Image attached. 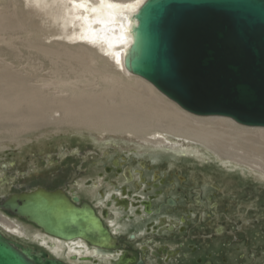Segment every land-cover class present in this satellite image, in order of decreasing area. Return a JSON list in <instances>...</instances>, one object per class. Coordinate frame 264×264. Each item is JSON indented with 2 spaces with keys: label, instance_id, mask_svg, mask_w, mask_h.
<instances>
[{
  "label": "rangeland",
  "instance_id": "374dc122",
  "mask_svg": "<svg viewBox=\"0 0 264 264\" xmlns=\"http://www.w3.org/2000/svg\"><path fill=\"white\" fill-rule=\"evenodd\" d=\"M21 1L0 0V106L7 105L11 95H15L14 91L20 90L26 81L33 87L31 97L41 100L43 109L28 112L23 105L19 109L22 110L20 113L27 114L23 122L22 115L14 116L0 108V177L12 182L4 187L0 185V202L8 194L37 186L51 190L63 187L81 196V200L90 202L92 198L85 192L86 188L78 193L76 183L89 186L97 176L113 180L114 170L110 167L111 170L106 172L112 164L111 156L114 152L126 155L121 150H114L116 147L112 145L96 146L92 135H105L109 139L115 136L130 138V135H136L133 137L138 139H157L167 134L180 140L169 124L203 125L194 123L193 119L207 117L189 114L155 88L134 76L119 74L94 46L71 42L66 47L54 39L43 40L37 34L30 36V31L40 26L42 16L36 6ZM46 50L54 52L62 61L51 60L44 53ZM58 79L71 84L54 83ZM16 80L23 81L13 86L12 81ZM123 89H129L132 95L128 97L122 93ZM95 101L102 103L95 105ZM69 106L74 109H69ZM209 120L204 127L213 133L210 136L222 141L230 150L249 156L262 153L264 156V139L254 134L263 128L237 127L222 117ZM126 140L140 147V142L137 145L135 141ZM197 144L200 147L202 142L197 141ZM209 150L215 157L218 155L210 147ZM146 163L148 169L143 176L146 184L160 181V188L154 189L162 188L164 199L176 197L178 206L169 214L179 222L178 226L185 227L184 230L177 227L173 233L163 230L153 237L177 252L170 257L168 264H192L199 259L203 262L211 259L214 264H264V179L247 172L246 177L238 180V187L225 182L223 187L221 181H226L230 175L238 177L239 172H231L229 177L223 178L220 173H215L211 181L222 185V190H208L205 197L209 202H216L217 206L202 209L192 201L193 188L204 185L202 171L213 173L210 168H219L217 159L204 165L182 160L171 167L165 159L159 164L152 163L150 159ZM126 164L130 165V160ZM3 165L8 170H4ZM132 167L140 168L136 161ZM153 172L160 178L154 180ZM197 177L198 180H194ZM191 209L197 213L196 216H189ZM2 211L8 214V218L17 217L9 211ZM182 216L185 221L181 220ZM123 219L120 220L122 223L126 221ZM208 219H212L210 224L206 222ZM126 222L127 232L120 233L118 237L131 254L139 255L138 242L128 238L137 225ZM218 225L226 226L223 234L216 233ZM10 238L40 248L38 244ZM252 251H255L254 256H251ZM146 261L147 264H155L149 255Z\"/></svg>",
  "mask_w": 264,
  "mask_h": 264
},
{
  "label": "water",
  "instance_id": "95a60500",
  "mask_svg": "<svg viewBox=\"0 0 264 264\" xmlns=\"http://www.w3.org/2000/svg\"><path fill=\"white\" fill-rule=\"evenodd\" d=\"M132 16L135 23L124 53V66L130 73L146 79L192 114L264 127V0H145ZM112 162L119 166L118 158ZM140 163L145 166V161ZM124 171L127 180H133L131 168L126 166ZM143 203L151 212L150 202ZM175 203L168 198L169 205ZM0 208L62 239L83 238L103 254H113L118 246L94 206L61 187L37 186L8 194ZM102 215L109 216V210L105 208ZM165 222L161 217L160 224ZM135 260L124 253L112 262ZM0 264L72 263L0 231Z\"/></svg>",
  "mask_w": 264,
  "mask_h": 264
},
{
  "label": "bare ground",
  "instance_id": "6f19581e",
  "mask_svg": "<svg viewBox=\"0 0 264 264\" xmlns=\"http://www.w3.org/2000/svg\"><path fill=\"white\" fill-rule=\"evenodd\" d=\"M22 1H25L33 6H36L38 8V12L40 13L39 15L42 16V20H43L41 21L40 26L37 25V29L30 31V36L37 34L43 40L54 39L56 40L54 42L58 44H62L64 46H66L67 43H71V42L74 44L83 43L94 46L95 48L100 50L101 56L102 58H104L105 62H109L111 65L117 68L119 74L121 73L128 77L134 76L140 81L156 89V87H154L152 83L148 82L146 79L142 77L130 73L124 66V53L126 52L127 47L131 41V36H132L131 29L133 24L135 23V19L132 15L145 2V0H22ZM86 42H90V43H86ZM44 53L48 57H50L51 60H54L55 62L62 61V59L56 57L54 52L46 50V52ZM116 77L119 76H115V78ZM114 79H112L113 83L115 82ZM21 81L23 80H18L17 82L12 81V84L14 86ZM54 83H61V84L63 83L67 85L71 84L69 81L66 82L64 79H58ZM22 86L23 87L20 90L17 89L14 91L15 95H11V98H9L8 102H6L7 105L0 106V108L8 110L9 114L14 116L22 115L21 121L24 122L25 116L27 114L20 113L22 111L19 110L20 107L24 105V107L28 110V112L29 110L31 112L33 111L39 112L40 108L43 109V105L41 103L42 102L41 100L31 97L32 95L31 91L33 87L28 82L24 81L22 83ZM39 88H41V86ZM156 90L158 91V89ZM122 93L128 94L127 95L128 97L129 95H132L129 89L128 91L123 89ZM78 96L81 95L79 94ZM64 98L65 97H60V99H64ZM95 102H96L95 105L98 103L100 104L102 103L100 101L99 102L95 101ZM176 105L179 106L178 104ZM65 106L66 105H64V107ZM69 109H74V108L69 106ZM172 110L173 109H171V111ZM182 110L189 114H192L184 109ZM195 116L207 117V118H200L198 120L193 119L194 123L203 124V125L189 124L185 126H180L179 122H174L172 124H169V128L174 129L175 134H177L176 136H179L180 140L182 141H180L179 138L178 140H175L172 136H169L167 134H165V136L161 138L156 137L157 139H145V138L138 139L136 137H133L136 135H130L129 136L130 138L115 136L109 139V137H106L105 135L104 136L102 135L100 137L98 136L95 137L94 135H92L93 137L92 141L95 143L96 146L102 148L112 145V147H116L114 148V150L117 149L125 152L126 157L123 154L119 153V155H117V153L114 152V156H111V159H114V157H116L118 158V160L119 159L123 160L122 162L119 160L120 171H123V168L125 167V165H127L126 162L130 160L131 164L129 165V167H131V170L133 171L134 174L133 177L134 182L130 180L132 183H129L130 185L128 189L121 188L122 181H127V180L125 179L123 174H121V172L116 171L115 167H113L114 176H115L113 181L117 182L118 184L116 189L115 186L114 187L112 186V183L110 182L111 180L107 177L101 179L100 177L97 176V178H95V180L91 182L89 186H83L80 185L79 182H77L78 188L76 189H78V193H80L84 188H86L85 192L89 194L90 197L92 198L90 202L92 205H94V208L96 209L99 215L103 211L104 207H107L108 210L111 211L112 215L109 214V217L107 216L105 217L107 219L103 220V222L105 221L104 224H106L110 228L111 232H114L115 234L118 235L122 230H124L123 232H127V229H125L124 225L125 226L128 225L126 221H131L137 225V227H135L136 228L135 231H141L142 233H145L143 227L148 223H150L148 222L149 220L154 219V218L147 219L149 215L147 216L144 210H141L140 213H136L135 212L136 205L132 208L129 207L128 211L121 209L117 207V203L115 200L116 197L123 198V195L126 196L129 195V199L132 198V200L134 199L138 200V198L145 199L148 198L149 195L156 193L155 191H159V192L158 195L156 196L153 195L154 199L157 200L159 198L158 201L163 199L165 194L163 190L154 189V188H160L159 185L157 186L154 185L152 187H149L150 185L146 184L147 181H145L144 178L141 177L142 174L144 176L145 170L148 169V164L146 163L148 159H150L151 162L155 164H159L162 160L165 159L167 160L169 167L173 166L178 161H182V160L188 163H192L193 165H198V164L204 165V164H209V161L213 159H217L219 166L217 165L216 166L219 168H214L211 166L212 168L210 169L213 173L211 172L209 173V171H202L203 175L201 177L203 178L202 180L205 181V183L203 187L204 189L201 190H203L204 195L208 192V190H213V188L211 187V183H212L211 180L214 178L215 173L217 174L220 173L223 178V177H229V174H231V172H236V171L239 172L238 177H232L233 175H230L231 177H229L226 181L223 182L221 181L223 187L226 186L225 183H229L230 186L238 187L240 185L238 180H241L242 177L243 178L246 177L248 173L249 174L253 173L254 177L259 175L261 179H264V156L261 155L262 153L254 156H249L248 154L245 153H239L235 150H230L222 141L220 140L218 141L212 138L210 135L213 133L209 132L208 128L204 127V125L209 123L210 121L209 119H214V117H222V116H200V115H195ZM222 118H224L225 121L227 122L233 123L237 127L244 126L242 124L236 123L231 118L228 117H222ZM244 127H249V126H244ZM249 128H263V130H260L259 132H255L254 134H257L259 136V139H264V127H249ZM214 129L216 128L214 127ZM126 139H129L132 142L135 141L137 145H138L137 142H140L139 143L140 147L134 146V143L132 144ZM197 141L202 142L200 146L202 149H200L199 145L197 144ZM204 144L208 146L206 147V145L204 146ZM209 147L211 148V150H214L213 152H217L219 156L216 154L217 156L215 157L212 154V152L209 150ZM130 153L132 155H130ZM141 160L145 161V166L143 168L144 170L132 167L133 162L135 163L136 161L137 163H140ZM2 168L4 170L5 169L8 170L7 166L5 168L2 166ZM119 177L120 179L122 177V179L119 180ZM139 177H141V182H139L137 189L136 188L133 189L134 183H136L135 181H140ZM192 177H194V175ZM158 178H160V176H158L157 179ZM1 179L2 178L0 177V185H2V187H4L5 185L12 184V182L9 181V179L7 178H3L1 183ZM196 179L198 180V177L195 178L194 180ZM104 180H108V181L106 182ZM84 184L86 185V182ZM153 184L154 182H152V185ZM222 185H220L221 188ZM122 189H124V191H122ZM69 192L70 190H68V193ZM114 193L115 196L113 195ZM109 200L111 201L110 205L108 203ZM121 201L123 203H126L124 207L127 208L129 204L128 199L124 198L121 199ZM153 203L157 204V202H153ZM151 204L152 202L150 200V207ZM0 210H6L11 212L10 210L4 208H0ZM146 211L149 212L148 210ZM128 213L130 214L128 215ZM13 214L17 215V217L8 218L9 216L6 212L4 211L0 212L1 232H3L5 235H8L9 238L16 237V238H20V240H23L24 242L38 244L40 248L46 249L50 254V256L59 257L60 259H63L72 264H92V263L111 264L112 262L111 259L112 258L116 259V257H118V255L123 251V249L119 248L118 250H116V252L114 251L113 254L110 253L103 254L95 249L96 248L95 245L89 243L83 238L78 237L72 240L62 239L60 237H57L55 235H52L44 231L42 227L38 226L32 221H29L24 216L18 215L17 213H13ZM20 217L25 218L27 221L31 223L29 224L26 223L24 221L25 219L24 220L19 219ZM122 217L126 219V221L123 223L119 222V220ZM139 245L142 246L144 245V243L140 242ZM73 255H76L77 259H74L76 256L73 258Z\"/></svg>",
  "mask_w": 264,
  "mask_h": 264
},
{
  "label": "flooded vegetation",
  "instance_id": "af4514ba",
  "mask_svg": "<svg viewBox=\"0 0 264 264\" xmlns=\"http://www.w3.org/2000/svg\"><path fill=\"white\" fill-rule=\"evenodd\" d=\"M130 155H132L131 153H130ZM124 156H126V155H124ZM121 162L123 161V160H121V159H119ZM112 161H113V159H112ZM126 166H129V165H125V167ZM139 166H140V168H138V169H141V168H144V166H142L141 165V163H139ZM113 167H115L116 168V171L117 172H121V174H123V176L125 177V179L127 180V177H126V175H125V171H124V169H125V167L123 168V171H120V166H115L113 163L111 164V168L113 169ZM110 167H108V169H109ZM111 168L109 169V170H111ZM131 168V167H130ZM107 169V168H106ZM141 170H144V169H141ZM106 172H108V171H106ZM132 173H133V171H132ZM155 175V176H154ZM140 176H141V173H140ZM159 176V174H157V173H154L153 172V176H152V178H154V180L156 179L157 180V177ZM133 177H134V174H133ZM141 177H143V174H142V176ZM141 177H139V180L140 181H135L136 183H134V187H133V189L134 188H136L137 189V187H138V184H139V182H141ZM3 179V178H2ZM2 179H1V183H2ZM8 179V178H7ZM114 180V179H113ZM113 180H111L110 182L112 183V186L114 187L115 186V184H117V182H115V181H113ZM135 180H137V179H135ZM9 181H11V180H9ZM107 182V181H106ZM132 182H134L133 180H132ZM131 181H122V183H121V188H126V189H128V187H129V183H132ZM152 182H154V184L152 185ZM152 182H150V184H151V186H154V185H159V187H160V181H152ZM9 183V182H8ZM8 183H5V184H8ZM114 183V184H113ZM127 183V184H126ZM149 184V183H148ZM149 184V185H150ZM76 185H77V183H76ZM117 186H118V184H117ZM211 186H212V188L214 189V191L216 190H222V188L220 187V185L217 183V182H215V181H213L212 182V184H211ZM215 186H218L219 188H217V187H215ZM42 187H44V186H42ZM204 187V185H201V186H199V187H196V188H193V195H192V201H193V203L196 205V206H198V207H200V208H202V209H207V208H209V207H216L217 206V203L216 202H209V200H208V198L207 197H205V195H204V192H203V190H201V189H204L203 188ZM46 188V187H45ZM57 188H59V187H57ZM61 188H63V187H61ZM117 187H115V189H116ZM48 189V188H47ZM56 189V188H55ZM64 189V188H63ZM132 189V190H133ZM162 189V188H161ZM51 190V189H50ZM54 190V189H53ZM65 190V192L66 193H68V190H66V189H64ZM155 190H157V189H155ZM163 190V189H162ZM122 191H124V189H122ZM127 192V191H126ZM156 193H154V194H151V195H149L148 196V198H145V199H142V198H138V200H132V198L131 199H129V195H123V198L121 197H116V199H119L120 200V202H122L121 201V199H128V202H129V204H128V207L127 208H125L124 207V205H117V207H119V208H121V209H124V210H129V207L130 208H132V207H134L135 205V212L136 213H140L141 212V210H144V212L146 213V215L148 216L149 215V217L147 218V219H151V218H154V219H151V220H149L148 222H150V223H148L147 225H145L144 227H143V230L145 231V233H142L141 231H132V232H130V234L128 235V238L131 240V241H136V242H138V246H139V250H140V253H139V255H134V254H131L130 253V251L129 250H127L126 249V244H123L122 242H121V240L119 239V237H118V234H115L114 232H111L112 233V235L117 239V244H118V246L116 247V248H114V249H112L113 251H115L116 252V250H118L119 248L120 249H123V251L118 255V257H116V259H118L122 254H124V253H127L128 254V256H134L135 258H136V260L135 261H130V262H128V264H139V262L140 261H142V264H147V261H146V258H147V256L149 255V256H151V258H153V260H154V262H155V264H168V262H169V260H170V257L172 256V255H174L175 253H177L174 249H171V248H168V246H166L165 244H161L160 243V241H157V240H155V238H153V237H155V235H159V234H161L162 233V231L163 230H166V231H168L169 233H173L174 232V230H176V228L177 227H179L181 230H184V226H178L177 224H179V222L178 221H175V220H173L172 219V217H171V214H169L170 212H172L173 213V210L178 206V200L176 199V197L175 196H171L174 200H175V205H169L168 204V198H170V197H167L166 199H164V197H163V199H161V200H159L158 201V199L156 200V199H154V196H156V195H158V192L159 191H155ZM163 192H164V190H163ZM128 193H129V191H128ZM165 193V192H164ZM202 193H203V195H202ZM70 196H73L72 194H71V192H69L68 193ZM207 194V193H206ZM114 196H115V193L113 194ZM154 195V196H153ZM187 194H186V198H187ZM196 197H198L199 198V200H200V203H198L197 202V198ZM115 199V200H116ZM143 200H146V201H148V202H150V200H151V202H152V204H151V207L150 208H152V206H153V208H152V211L151 212H147L146 211V206H145V204L143 203ZM155 200V201H154ZM81 201H83V200H81V198H80V202ZM110 201V200H109ZM191 201V202H192ZM138 202V203H137ZM153 202H159V203H157V204H154ZM91 203V202H90ZM116 203H117V201H116ZM123 203V202H122ZM130 204H131V206H130ZM137 204H139V205H137ZM154 204V205H153ZM94 206V205H93ZM142 207V208H141ZM160 207V211H159V213H156V210L158 209ZM105 208H107V207H104L103 208V210L105 209ZM108 209V208H107ZM138 209H140V212H138ZM170 210V211H168L167 212V210ZM162 212V213H161ZM215 213H218V212H216V211H214ZM109 214L110 215H112L111 214V211L109 210ZM130 213H128V215H129ZM101 217L103 218V220H105V219H107V218H105V217H103L102 216V212H101ZM196 216L197 215V213L193 210V209H191V212H190V214H189V216ZM131 216H133V215H131ZM160 216V217H159ZM109 217V216H108ZM161 217H164L165 218V220H166V222H165V224H163V225H161L160 224V219L159 218H161ZM231 219H233L232 217H230ZM147 219H146V221H147ZM158 219H159V221H158ZM121 220V219H120ZM119 220V222H121ZM181 220L182 221H185L186 219H185V217L184 216H182L181 217ZM211 221H212V219H208L206 222L208 223V224H210L211 223ZM104 223H105V221H104ZM106 225V224H105ZM107 226V225H106ZM108 227V226H107ZM241 227V226H240ZM109 228V227H108ZM109 230H110V228H109ZM111 231V230H110ZM124 230H122L120 233H122ZM215 231H216V233L217 234H223L225 231H226V226H224V225H218V226H216L215 227ZM125 233V232H124ZM131 235H134V238H132L131 237ZM144 243V245H139V243ZM37 247V246H36ZM91 247V246H90ZM94 247V246H93ZM95 248V247H94ZM116 254V253H115ZM255 255V251H252L251 252V256H254ZM76 255H73V258L75 257ZM244 256V255H243ZM112 257H114V256H112ZM82 258V257H81ZM74 259H77V256L74 258ZM116 259H114V258H112L111 259V261H113V260H116ZM93 264V263H92ZM111 264H112V262H111ZM192 264H214V262L211 260V259H207V260H205L204 262L201 260V259H199V262H197V263H192Z\"/></svg>",
  "mask_w": 264,
  "mask_h": 264
}]
</instances>
